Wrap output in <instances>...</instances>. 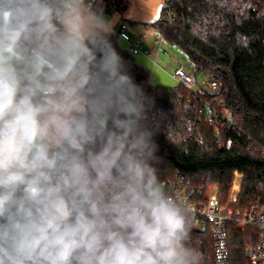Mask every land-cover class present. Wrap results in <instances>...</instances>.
I'll return each mask as SVG.
<instances>
[{"label": "clouds", "instance_id": "obj_1", "mask_svg": "<svg viewBox=\"0 0 264 264\" xmlns=\"http://www.w3.org/2000/svg\"><path fill=\"white\" fill-rule=\"evenodd\" d=\"M238 3L203 0L190 36L218 37ZM113 30L102 0H0V264H202Z\"/></svg>", "mask_w": 264, "mask_h": 264}, {"label": "trees", "instance_id": "obj_2", "mask_svg": "<svg viewBox=\"0 0 264 264\" xmlns=\"http://www.w3.org/2000/svg\"><path fill=\"white\" fill-rule=\"evenodd\" d=\"M203 7V0H165L154 27L164 42L184 55L193 74L208 76L215 93L152 87L149 71L134 63L116 36L111 41L162 117L156 136L162 183L183 178L190 185L214 186L224 205L238 173L242 179L237 198L229 205L231 211L243 214L258 202L264 212V0H239L238 10L224 17L220 35L207 42L191 37L184 23ZM167 13L172 14L171 21L164 23ZM238 36L247 41L238 43ZM206 107L223 111L228 122L208 124L199 112ZM227 227L231 261L245 264L244 250L256 244L257 233L240 230L234 222ZM192 236L202 264H213L209 233L193 226Z\"/></svg>", "mask_w": 264, "mask_h": 264}, {"label": "built area", "instance_id": "obj_3", "mask_svg": "<svg viewBox=\"0 0 264 264\" xmlns=\"http://www.w3.org/2000/svg\"><path fill=\"white\" fill-rule=\"evenodd\" d=\"M171 16V13H167L162 21L170 22ZM117 37L129 45L128 51L131 55L134 56L141 52L144 35L133 38L121 29L117 32ZM163 42L158 33L156 37L157 52L161 54L165 53ZM171 78L176 83V87L173 88L182 87L191 92L201 93H211L213 90L209 81H201L196 74L188 71L182 65L175 67ZM199 112L208 124L215 125L219 121L228 122L222 111H215L211 107L201 109ZM235 175L237 174L235 173ZM162 184L169 195L188 206L192 224L196 223L198 226V228H194L206 231L211 236L213 264H233L228 245L227 224L230 222H234L240 230L254 229L257 233L256 244L248 246L244 250L245 264H264V212L257 204H252L251 208L243 214H233L229 203L236 200L238 190L232 192L226 205H221L216 187L190 185L183 178H175Z\"/></svg>", "mask_w": 264, "mask_h": 264}, {"label": "crops", "instance_id": "obj_4", "mask_svg": "<svg viewBox=\"0 0 264 264\" xmlns=\"http://www.w3.org/2000/svg\"><path fill=\"white\" fill-rule=\"evenodd\" d=\"M164 1L165 0H102V6L105 15L114 21L112 35L117 37V32L122 29L133 38H138L142 35L145 36L142 42L141 52L133 56V61L137 66L145 70L151 66L153 74L157 67L165 73H168L166 70H170L169 74L171 75L177 65H182L191 72L190 64L187 62L184 55L174 46L163 42L165 45V53L161 54L157 52L156 37L158 36V32L154 27V23L160 18ZM117 43L121 48L128 50L129 45L118 37ZM196 75L203 82L209 81L208 76L204 73ZM158 76L156 77L158 80H155L153 84L150 81L152 87L159 86L157 84L160 81ZM173 87H176V83Z\"/></svg>", "mask_w": 264, "mask_h": 264}, {"label": "rangeland", "instance_id": "obj_5", "mask_svg": "<svg viewBox=\"0 0 264 264\" xmlns=\"http://www.w3.org/2000/svg\"><path fill=\"white\" fill-rule=\"evenodd\" d=\"M165 43V42H164ZM164 43H163V49H164V47H165V45H164ZM185 59V58H184ZM149 63V62H148ZM150 64V63H149ZM149 72H150V75H151V77H150V81L152 82V84L154 83V81L155 80H158V79H156V77L158 76L159 77V79H160V81H159V83H157L159 86H165V87H168V88H173V86H174V84H175V81L171 78V75L169 74V71L170 70H166V72H168V73H165V72H163L162 70H159V68H155V71H154V74L152 73V69H151V66H149L148 68H146ZM173 72V71H172ZM153 76V77H152ZM152 78H153V81H152ZM199 78V77H198ZM211 93H215V89H213L212 90V92ZM223 112V111H222ZM224 113V112H223ZM225 114V113H224ZM237 175H235V173H234V175H233V178H232V181H231V184H230V188H229V192H228V196H227V199H226V202H225V204L224 205H226L227 204V202H228V200H229V198L231 197V195H232V192H233V187H234V185L235 184H238V187L237 186H235L234 187V189L235 190H238L239 191V189H240V183H241V179H242V175H240V174H238V173H236ZM212 187H214V186H212ZM234 193V192H233ZM238 193V192H237ZM236 198H237V195H236ZM258 203V202H257ZM257 203H254V204H257ZM229 205H230V203H229ZM230 208V207H229ZM231 210V209H230ZM233 213V212H232ZM194 224V227L195 228H198V226L196 225V223H193ZM238 227V226H237ZM239 229V228H238Z\"/></svg>", "mask_w": 264, "mask_h": 264}]
</instances>
